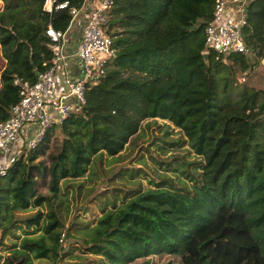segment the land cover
Returning <instances> with one entry per match:
<instances>
[{
  "label": "trees",
  "instance_id": "obj_1",
  "mask_svg": "<svg viewBox=\"0 0 264 264\" xmlns=\"http://www.w3.org/2000/svg\"><path fill=\"white\" fill-rule=\"evenodd\" d=\"M2 1L0 121L19 101L21 84L35 83L51 65L46 28L66 32L69 8L85 0L51 12L44 0ZM214 2L111 0L106 31L115 53L105 72L87 80L84 102L0 176V264H56L71 254V237L80 242L81 263L167 254L181 264H264V89L237 84L238 74L260 60L264 66V0L244 5L247 50L226 62L205 45ZM157 119L184 136L166 139L165 129L161 150L188 145L184 155L157 161L173 176L148 179L149 187L131 191L74 235L64 222L61 183L85 177L95 155L117 159L132 150L141 122Z\"/></svg>",
  "mask_w": 264,
  "mask_h": 264
},
{
  "label": "built area",
  "instance_id": "obj_2",
  "mask_svg": "<svg viewBox=\"0 0 264 264\" xmlns=\"http://www.w3.org/2000/svg\"><path fill=\"white\" fill-rule=\"evenodd\" d=\"M250 0H215L213 20L205 27V45L217 58L226 62L231 53H245L246 46L241 35L243 7ZM111 0H99L87 7V1L80 8L70 7L71 22L80 13H86L85 25L76 47L75 55L83 67L82 77H65L67 96L73 98L74 107L84 102V89L87 80L97 81L105 72L106 63L114 55L112 38L106 31ZM53 6L68 7V1L44 0L43 9L51 12ZM50 39L52 51L50 67L40 74L33 84L23 82L20 99L9 111L6 120L0 121V176L15 161L22 149L32 148L54 123H60L73 109L71 106L53 101L57 87L55 71L59 63L66 60L64 52L65 32L48 26L45 30ZM56 111V115L52 111ZM29 124H36L33 137L22 135Z\"/></svg>",
  "mask_w": 264,
  "mask_h": 264
},
{
  "label": "rangeland",
  "instance_id": "obj_3",
  "mask_svg": "<svg viewBox=\"0 0 264 264\" xmlns=\"http://www.w3.org/2000/svg\"><path fill=\"white\" fill-rule=\"evenodd\" d=\"M1 58L0 52V66ZM262 62V60L258 61V64L249 70V74H238L237 84L246 83L251 87L264 89ZM165 129L168 130L166 139L184 138L183 134L167 120L157 119L155 122L143 120L139 130V143L132 150L122 152L117 159L106 156L107 158L99 161V156L95 155L89 173L85 177L66 179L61 183L60 197L64 199L62 214L66 227H71L74 235H83L95 225L105 211L122 204L125 195H129L131 191L149 187L148 179L153 180L164 175L173 176V171L167 170L165 164L157 161H168L175 152L184 155L188 145L182 146L177 151L173 148L161 150L163 142L158 137H162ZM59 139L60 135L56 131L53 142ZM195 157L190 154L187 159L192 160ZM67 184L71 186L65 189ZM39 191L47 193L44 187H40ZM63 193L65 196H62ZM68 243L73 248L71 254L63 257L56 264H92L89 261L81 263L79 262L81 258H76L80 254V242L76 237L69 238L66 241V244ZM130 264H181V260L178 255L162 254L138 259Z\"/></svg>",
  "mask_w": 264,
  "mask_h": 264
},
{
  "label": "crops",
  "instance_id": "obj_4",
  "mask_svg": "<svg viewBox=\"0 0 264 264\" xmlns=\"http://www.w3.org/2000/svg\"><path fill=\"white\" fill-rule=\"evenodd\" d=\"M87 7H91L96 4L99 0H86ZM3 8V1L0 0V10ZM86 13L80 12L74 20L70 23L67 31L65 32V41H64V52L67 55L66 60L59 63L56 71L55 77L57 80V87L54 91L52 97L53 101H60L63 104L69 105L72 108L74 107L73 98L67 96V87L64 84L65 77H82L83 76V67L81 62L75 55L76 47L81 37L83 27L85 25ZM1 52V51H0ZM2 59V65L0 66V72L5 66V60ZM53 115H56V111H52ZM37 129L36 124H29L25 129H23L22 135L26 137H33L35 130ZM1 156V154H0Z\"/></svg>",
  "mask_w": 264,
  "mask_h": 264
},
{
  "label": "water",
  "instance_id": "obj_5",
  "mask_svg": "<svg viewBox=\"0 0 264 264\" xmlns=\"http://www.w3.org/2000/svg\"><path fill=\"white\" fill-rule=\"evenodd\" d=\"M202 57L205 63H208V52L204 51L202 52Z\"/></svg>",
  "mask_w": 264,
  "mask_h": 264
}]
</instances>
